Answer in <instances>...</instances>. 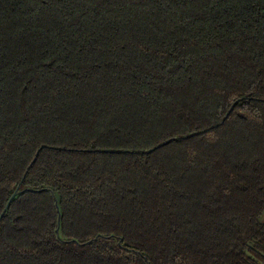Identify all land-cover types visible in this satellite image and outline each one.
I'll return each mask as SVG.
<instances>
[{
    "label": "trees",
    "instance_id": "1",
    "mask_svg": "<svg viewBox=\"0 0 264 264\" xmlns=\"http://www.w3.org/2000/svg\"><path fill=\"white\" fill-rule=\"evenodd\" d=\"M0 264H264V0H0Z\"/></svg>",
    "mask_w": 264,
    "mask_h": 264
},
{
    "label": "water",
    "instance_id": "2",
    "mask_svg": "<svg viewBox=\"0 0 264 264\" xmlns=\"http://www.w3.org/2000/svg\"><path fill=\"white\" fill-rule=\"evenodd\" d=\"M16 193H17V190H14L12 196L10 197V199L8 200V202H7V204H6L5 208H4V211L6 210V208H7L8 204H9L10 200L12 199V197L15 196ZM4 211H3V212H4Z\"/></svg>",
    "mask_w": 264,
    "mask_h": 264
}]
</instances>
